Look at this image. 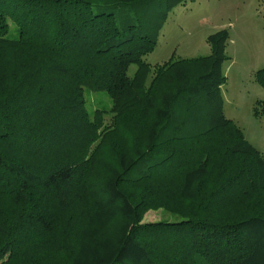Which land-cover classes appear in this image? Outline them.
<instances>
[{
	"label": "trees",
	"instance_id": "obj_1",
	"mask_svg": "<svg viewBox=\"0 0 264 264\" xmlns=\"http://www.w3.org/2000/svg\"><path fill=\"white\" fill-rule=\"evenodd\" d=\"M186 1L0 0V264H264V156L224 113L228 29L206 56L144 59Z\"/></svg>",
	"mask_w": 264,
	"mask_h": 264
},
{
	"label": "rangeland",
	"instance_id": "obj_2",
	"mask_svg": "<svg viewBox=\"0 0 264 264\" xmlns=\"http://www.w3.org/2000/svg\"><path fill=\"white\" fill-rule=\"evenodd\" d=\"M2 22L6 31L16 35L11 20ZM220 29H228L230 33L226 48L229 59L223 65L227 77L222 87L225 116L241 128L246 139L264 156V116L255 114L257 102L264 101V88L255 78L256 71L264 68V0H187L169 12L159 32L157 47L144 59L155 65L171 58L206 56L210 53L207 37ZM136 70L137 65L132 64L129 75L133 76ZM151 78L150 75L147 83ZM85 98L91 116L96 110L107 111L103 119L106 125L110 124L113 115L109 94L89 89ZM199 115L200 112L194 117ZM191 133L186 131L185 136ZM130 134L125 132L129 143L133 140ZM215 136L219 137L218 133ZM103 155L111 160L109 154ZM179 220V215L164 208H148L143 214V222Z\"/></svg>",
	"mask_w": 264,
	"mask_h": 264
}]
</instances>
